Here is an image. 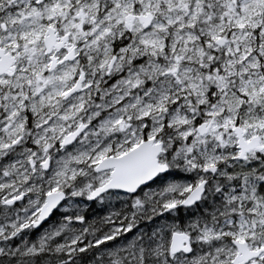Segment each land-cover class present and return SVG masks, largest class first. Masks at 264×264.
<instances>
[{"label": "snow or ice", "instance_id": "snow-or-ice-1", "mask_svg": "<svg viewBox=\"0 0 264 264\" xmlns=\"http://www.w3.org/2000/svg\"><path fill=\"white\" fill-rule=\"evenodd\" d=\"M0 264H264V0H0Z\"/></svg>", "mask_w": 264, "mask_h": 264}]
</instances>
